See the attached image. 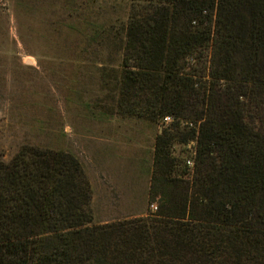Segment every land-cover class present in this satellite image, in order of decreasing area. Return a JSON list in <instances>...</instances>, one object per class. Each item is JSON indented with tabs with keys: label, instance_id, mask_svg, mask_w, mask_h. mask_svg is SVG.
Listing matches in <instances>:
<instances>
[{
	"label": "trees",
	"instance_id": "trees-1",
	"mask_svg": "<svg viewBox=\"0 0 264 264\" xmlns=\"http://www.w3.org/2000/svg\"><path fill=\"white\" fill-rule=\"evenodd\" d=\"M128 1L118 111L174 120L157 211L92 225L79 159L23 146L0 157V264H264V0ZM177 141H196L192 170Z\"/></svg>",
	"mask_w": 264,
	"mask_h": 264
},
{
	"label": "rangeland",
	"instance_id": "rangeland-1",
	"mask_svg": "<svg viewBox=\"0 0 264 264\" xmlns=\"http://www.w3.org/2000/svg\"><path fill=\"white\" fill-rule=\"evenodd\" d=\"M133 10L128 0H0V157L10 162L23 146L74 154L96 226L157 211L155 144L174 121L118 111ZM192 142L177 141L173 155L188 162Z\"/></svg>",
	"mask_w": 264,
	"mask_h": 264
},
{
	"label": "built area",
	"instance_id": "built-area-1",
	"mask_svg": "<svg viewBox=\"0 0 264 264\" xmlns=\"http://www.w3.org/2000/svg\"><path fill=\"white\" fill-rule=\"evenodd\" d=\"M171 117H166L165 119H164V121H163V123H168V122H170L171 121ZM192 143H194V142H192ZM194 146H196V141H195V143H194ZM196 147H195V150H194V152H193V158H191L190 160H188V165L189 166H191L192 168H194V165H195V157H196Z\"/></svg>",
	"mask_w": 264,
	"mask_h": 264
}]
</instances>
